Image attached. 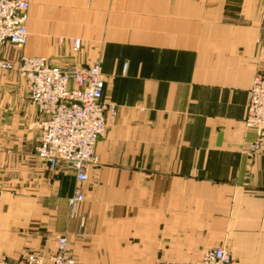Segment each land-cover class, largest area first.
<instances>
[{
	"label": "crops",
	"instance_id": "crops-1",
	"mask_svg": "<svg viewBox=\"0 0 264 264\" xmlns=\"http://www.w3.org/2000/svg\"><path fill=\"white\" fill-rule=\"evenodd\" d=\"M26 26L4 57L99 62L117 115L80 185L36 155L28 85L0 75V255L53 252L65 235L77 264L188 263L218 245L264 264V141L252 151L245 121L264 0H31Z\"/></svg>",
	"mask_w": 264,
	"mask_h": 264
},
{
	"label": "built area",
	"instance_id": "built-area-1",
	"mask_svg": "<svg viewBox=\"0 0 264 264\" xmlns=\"http://www.w3.org/2000/svg\"><path fill=\"white\" fill-rule=\"evenodd\" d=\"M30 5L31 0H0V70L15 71L28 85L40 115L36 155L52 170L68 164L81 185L87 181L89 169L99 163L96 145L114 121L117 106L103 100L105 80L99 62L62 67L47 56L4 57L5 47L23 46L28 41ZM261 41L264 43V33ZM79 47L80 41L74 39L73 48ZM245 121L258 136L252 151L259 150L264 141V66L250 87ZM80 185L68 199L73 209L84 199ZM68 245L67 237L58 236L53 252H27L15 261L0 255V264H77ZM231 259L227 247L218 245L206 249L194 262L159 264H231Z\"/></svg>",
	"mask_w": 264,
	"mask_h": 264
},
{
	"label": "rangeland",
	"instance_id": "rangeland-1",
	"mask_svg": "<svg viewBox=\"0 0 264 264\" xmlns=\"http://www.w3.org/2000/svg\"><path fill=\"white\" fill-rule=\"evenodd\" d=\"M18 55H20V54H18ZM6 74H10L11 75V78L12 79H14L17 83L16 84H13V83H11L12 85H27V83H26V81H25V79L24 78H22L18 73H16L15 71H3V70H0V75L3 77V76H6ZM4 79H6V84H4V85H9V83H8V80L10 79V76H8L7 78H4ZM69 199V198H68ZM69 203V202H68ZM70 205V204H69ZM71 206V205H70ZM82 234V236H83V233H81ZM58 236H65V235H58ZM58 236H56L55 237V239H54V245H55V249H56V242H57V238H58ZM66 237V236H65ZM81 237V236H80ZM68 250H69V253L71 254V256L73 257V255H72V253H71V248H70V243H69V245H68ZM55 251V250H54ZM27 252H32V251H25L24 253H22V254H25V253H27ZM1 256H3V254L1 255ZM73 259H74V257H73ZM75 260V259H74ZM12 261H14V260H12Z\"/></svg>",
	"mask_w": 264,
	"mask_h": 264
}]
</instances>
